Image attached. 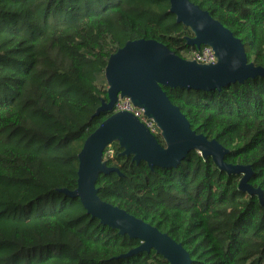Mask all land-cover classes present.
I'll list each match as a JSON object with an SVG mask.
<instances>
[{"label":"trees","instance_id":"obj_1","mask_svg":"<svg viewBox=\"0 0 264 264\" xmlns=\"http://www.w3.org/2000/svg\"><path fill=\"white\" fill-rule=\"evenodd\" d=\"M191 1L264 65V0ZM168 8L169 0H0V264H169L154 248L115 258L140 240L59 191L75 188L82 142L111 113L94 114L107 99L110 53L139 37L181 56L195 48ZM163 88L196 132L228 149L225 161L250 164L248 181L264 196V75L220 89ZM121 151L117 140L104 149L120 173H99L101 199L181 242L191 264H264V205L239 189L241 174L195 149L153 168Z\"/></svg>","mask_w":264,"mask_h":264},{"label":"water","instance_id":"obj_2","mask_svg":"<svg viewBox=\"0 0 264 264\" xmlns=\"http://www.w3.org/2000/svg\"><path fill=\"white\" fill-rule=\"evenodd\" d=\"M168 10L175 15L177 22L191 29L192 35L186 36V42L195 47L202 44L212 46L216 61L202 63L185 58L164 42L144 37L128 39L110 53L104 68L107 99L101 98L94 114L103 110L111 113L82 142L77 153L75 188H59V191L78 197L86 213L97 217L101 223L140 240L137 246L115 258L154 248L169 264H191L190 253L181 242L150 222L99 197L95 186L99 173H120L116 165L107 163L103 157L104 149L117 140L122 154H131L136 162L144 160L150 168L176 166L191 149H195L204 157L211 156L227 173L241 174L239 189L257 194L259 202L264 205L261 188L248 181L252 174L250 164L225 161L228 149L216 138L196 132L163 88L220 89L230 82L264 75V65L248 61L240 38L197 3L169 0ZM118 95L129 96L134 104L143 107L144 113L159 126L163 142L132 112L112 110Z\"/></svg>","mask_w":264,"mask_h":264},{"label":"built area","instance_id":"obj_3","mask_svg":"<svg viewBox=\"0 0 264 264\" xmlns=\"http://www.w3.org/2000/svg\"><path fill=\"white\" fill-rule=\"evenodd\" d=\"M183 57L195 59L196 61L202 63H212L217 59L214 49L208 44H202L200 47H195L184 51ZM119 109H125L132 112L139 118L140 121H142L146 125L150 132H152L156 136H160V129L156 121L152 117L144 113V109L142 106L134 104L129 96L118 95L112 110L115 111ZM107 152L111 153L112 149L109 147L107 149Z\"/></svg>","mask_w":264,"mask_h":264},{"label":"rangeland","instance_id":"obj_4","mask_svg":"<svg viewBox=\"0 0 264 264\" xmlns=\"http://www.w3.org/2000/svg\"><path fill=\"white\" fill-rule=\"evenodd\" d=\"M102 79H104V80H105V76H104ZM106 85H107V83H106Z\"/></svg>","mask_w":264,"mask_h":264}]
</instances>
